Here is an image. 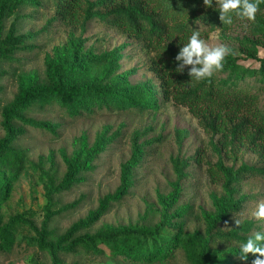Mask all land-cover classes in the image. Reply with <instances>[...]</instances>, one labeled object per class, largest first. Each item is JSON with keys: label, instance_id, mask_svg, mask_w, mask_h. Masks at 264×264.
I'll list each match as a JSON object with an SVG mask.
<instances>
[{"label": "rangeland", "instance_id": "obj_1", "mask_svg": "<svg viewBox=\"0 0 264 264\" xmlns=\"http://www.w3.org/2000/svg\"><path fill=\"white\" fill-rule=\"evenodd\" d=\"M171 8L184 24L207 30L204 40L210 47H228L230 54L225 60L258 66L244 58V44L255 42L258 56L263 55L264 7L258 10L255 21L234 19L228 26L220 24L218 12L205 7L202 0L174 2ZM84 9L83 5L76 13L60 17L49 0H32L19 9L18 19L4 21L3 37L15 22L17 35L26 39L25 46L19 47L12 59L0 60V140L5 136V111L14 108L24 88L47 82V63L79 61L86 53L98 56L116 52L119 68L114 74L124 76L127 89L149 90L159 99L158 106L151 109L109 104L74 115L56 104L40 102L26 111L16 109L24 118L55 127L48 131L17 118L10 121L17 132L10 148L23 157L17 161L12 155L1 156L0 185L5 186V196L0 201V225L15 215H21L28 224L17 233L11 250L0 254V264H53L54 258L61 264H188L183 250L177 247H159L150 255L154 259L143 261L122 253L111 254L105 246H100L99 252L67 253L52 237L44 241V249L39 247L37 231L41 230L50 195L53 216L48 229L55 236L82 220L88 224L80 234L118 227L153 229L163 222L158 239L166 242L178 234L204 232L209 218L218 213L215 198L221 199L226 193L223 180L210 175V166L219 159L234 170L242 164L264 165L245 145L225 147L223 133L208 130L184 104L172 99L163 101L156 91L158 78L151 71L155 53L117 27L97 17H85ZM99 9L103 11L105 7ZM182 43L179 36L167 35L161 45L178 49ZM227 73L223 68L213 76L223 79ZM247 82L248 86L259 87L253 79ZM257 92L258 105L263 108L264 90L258 88ZM127 97L136 96L132 92ZM98 142L104 145L100 153L96 152ZM135 150L142 156L130 168L131 185L124 196H117L122 171ZM73 165L79 167L76 181L50 193V184L55 187L64 182ZM232 190L235 200L241 196L248 199L239 212L217 226L228 230L237 226L235 220H241V224L252 223L248 235L264 229V221L250 216L256 204L264 202V178L246 177L232 185ZM104 200L106 207L102 205ZM238 245L217 243L226 252L225 264H251L250 254L247 260L239 259ZM165 251L167 255L159 258Z\"/></svg>", "mask_w": 264, "mask_h": 264}, {"label": "trees", "instance_id": "obj_2", "mask_svg": "<svg viewBox=\"0 0 264 264\" xmlns=\"http://www.w3.org/2000/svg\"><path fill=\"white\" fill-rule=\"evenodd\" d=\"M60 17L76 13L84 5L85 17H97L101 21L117 27L131 37L143 41L146 49L155 53L151 71L158 78L156 88L159 97L163 101L169 99L178 101L187 106L189 111L196 115L200 122L212 132H221L224 137L225 147L233 148L235 144L245 145L253 153H256L264 162V105L260 108L258 88L264 90V53L258 56L255 42L244 44L246 50L244 58L253 60L257 67L242 66L236 60H225L224 71L227 75L223 79H210L194 82L188 76L191 65H185L180 73L175 67L180 62L174 60L179 49L161 45L167 36H179L184 42L192 30H197L181 22L171 6L174 2L187 0H49ZM174 1V2H172ZM203 1V0H202ZM32 0H0V60L12 59L19 47L25 46L26 36L17 35L15 22L9 25L6 35L3 37L4 21L15 17L19 18V9L30 4ZM105 7L101 11L99 8ZM107 7V8H106ZM264 3L259 5V9ZM201 38H207L208 31L199 30ZM181 47V46H180ZM264 47V46H263ZM119 64L116 52L102 55L84 54L81 60H61L47 63L45 84L33 83L24 88L18 96L14 108L4 113L5 136L0 140V161L4 154L12 155L20 160L23 156L10 148L17 132L13 130L10 121L13 118L21 120L24 124L37 129L53 131V125L45 122L24 118L16 112V109L26 111L30 106L38 102L48 106L56 104L69 115L79 111L90 112L94 108L109 104H117L121 107L130 104L145 108L156 109L158 101L151 96L146 88L127 89L124 76L115 75ZM98 69V72H96ZM255 80L259 87L248 86L249 80ZM248 83V82H247ZM254 88V89H253ZM256 89V90H255ZM135 93V98L127 96ZM104 150L103 142H98L96 152ZM18 156V158H17ZM142 154L135 150L132 159L122 171L121 185L118 187L117 196H124L131 185L130 168L137 163ZM88 159V156H86ZM17 160V161H18ZM78 165H73L65 175L64 182L59 186L50 184V193L67 188L76 181ZM210 175L218 176L223 180L225 196L215 201L218 205V213L208 220L204 232L194 231L184 235H176L166 242H159L158 236L163 228V222L153 229L146 227H118L109 230L97 231L93 234H80V231L88 224L85 220L70 226L63 234L55 236L48 224L53 216L51 195L46 203L45 215L41 224L38 244L44 249L45 240L49 237L60 246L62 251L71 253L77 250L85 252H99L100 246L108 248L111 254L122 253L134 259L150 260L159 247H177L183 250L188 264H225L228 259L226 252L217 247L218 242L237 243L246 239L251 228V222H244L240 227L236 226L224 230L217 226L228 216L239 212L243 203L248 199L241 196L237 200L233 198L232 185L241 182L246 177L264 178L263 166L240 165L238 169L226 167L221 159L214 166L209 167ZM5 186L0 185V201L4 199ZM102 205L106 207L105 200ZM28 223L21 215H15L3 225H0V254L11 250L17 233ZM248 262L255 258L249 253ZM165 253L159 258L166 256ZM258 255V254H256ZM264 259V257H261ZM53 264L62 262L53 259Z\"/></svg>", "mask_w": 264, "mask_h": 264}, {"label": "clouds", "instance_id": "obj_3", "mask_svg": "<svg viewBox=\"0 0 264 264\" xmlns=\"http://www.w3.org/2000/svg\"><path fill=\"white\" fill-rule=\"evenodd\" d=\"M262 3L264 0H203V5L218 12L220 24L226 26L232 25L234 19L255 21ZM229 54L228 47H210L201 38L199 30H192L174 57L175 61L180 62L175 71L180 73L183 66L191 65L188 71L190 79L194 82L206 81L223 69L225 58ZM250 216L256 221H264V202H258ZM241 223V220H235L238 227ZM249 253L255 257L251 264H264V259L261 258L264 257V229L253 232L239 243V259L247 260Z\"/></svg>", "mask_w": 264, "mask_h": 264}]
</instances>
